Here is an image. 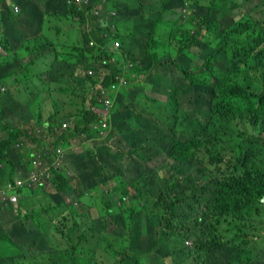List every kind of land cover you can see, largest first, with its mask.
Masks as SVG:
<instances>
[{
	"label": "trees",
	"instance_id": "1",
	"mask_svg": "<svg viewBox=\"0 0 264 264\" xmlns=\"http://www.w3.org/2000/svg\"><path fill=\"white\" fill-rule=\"evenodd\" d=\"M51 1L24 0L22 5H36L44 13ZM132 1L135 8L128 11L130 7L126 6ZM115 3L116 12L123 13L121 19L127 31L118 29L114 36L113 40L121 43L122 61L107 67L103 85L106 94L96 89L95 77L84 78L75 73L79 66L110 58L109 52L101 49L99 55L97 50L81 46V42L70 45L54 73L45 77L46 72L41 70L43 65H38L43 59L45 63V57L41 56L47 47L44 42L39 44L41 50L22 46L21 53L13 52L11 44L14 38L21 41L22 32L11 36L8 29L13 32L12 28L7 29L2 21L0 23V29L3 28L0 45L5 51L17 54L16 61L18 56L25 58L28 54L31 65H35L37 73L30 71L24 62V65L14 62L22 67L17 71L19 80L37 77L36 81L43 83L38 88L35 82L34 89L38 91L30 93L29 100L39 94L60 92L56 96L59 103L52 105L53 113L42 117L33 128H26L24 122L19 126L10 122L12 114L25 104L19 101L18 95L7 96L6 102L5 98L0 99V161L4 166L0 170V184L14 181V174L27 163L25 158L15 157L21 153L10 152L17 143H31V147H36L54 139L55 145L69 148V137L85 134L89 145L109 150L104 152L110 158L108 164H104L96 155L81 161L82 154H71L74 161L63 169L52 165L55 158L51 153L41 157L49 166L47 182L60 195V200H51L43 206L49 218L36 225L51 249H43L37 238L26 244L27 249L17 244L19 256L15 261L143 264L144 259H156L155 264H264V0H179L175 4L169 0H153L150 8L141 0H115ZM30 6L23 10L30 12ZM185 7L188 11H183ZM69 15L86 17V13L77 12L75 8ZM10 18L13 25L19 21L12 14ZM128 20H133L132 25L127 24ZM32 42L33 39L28 38L22 44ZM102 42L101 39L99 44ZM168 53L172 55L169 58ZM180 57L201 60L197 64L192 61L194 66L186 67L178 62ZM130 61L133 72L149 75L152 82L154 78L150 77L155 70L165 76L171 65L178 68L183 77L179 82L178 76H172L174 81L166 77L169 80L163 86L156 83L166 103L179 111L184 123L189 124L186 130L170 129L163 136L158 135L164 139L174 132L166 145L170 148L164 171L122 170L131 165L132 156L141 160L155 157L157 153L152 154L151 149L147 158L142 152L148 149L155 131L161 132L162 125L169 126L166 118L154 113L155 119H150L151 114L149 119H144L146 124L141 121L143 114L137 115L141 117L138 119L129 113L126 116L128 128L119 129L116 125L115 119L123 115L120 111L125 102L137 97L129 95L124 84L116 91L111 89ZM14 63L4 61L0 66V91L2 87L8 90L12 79L5 67ZM52 68L50 63L49 71ZM30 82H34L33 79ZM121 89L125 91L114 100ZM135 89L137 91L138 86ZM13 90L22 92L18 88ZM157 93L141 96L146 110L148 100L159 103L154 99ZM60 96L68 100L61 101ZM106 97L111 98L113 107L110 119L105 120L109 126L105 129L107 137L103 138L102 127L94 129L93 124L101 119L97 107ZM63 105H69L71 110L65 111ZM184 109L189 111L185 116ZM66 119H75L74 126L60 134ZM117 137L122 148L112 146ZM133 142L140 146L133 147ZM48 150L43 151L49 153ZM99 166H102L99 176L110 174L116 186L95 194L100 184L92 185L91 181L83 179L88 176V168L95 170ZM36 190L30 189V194L21 195L17 210L21 221L38 214L34 208L19 214L30 206V199L39 197ZM86 195L93 198L92 204L86 200ZM93 206L97 215L91 213ZM54 210L56 216L52 217L50 212ZM49 221L52 225L58 221L55 232L62 233L65 241L61 249L53 248L49 231L44 229L43 225ZM7 231V227L0 230V243L13 240Z\"/></svg>",
	"mask_w": 264,
	"mask_h": 264
},
{
	"label": "rangeland",
	"instance_id": "2",
	"mask_svg": "<svg viewBox=\"0 0 264 264\" xmlns=\"http://www.w3.org/2000/svg\"><path fill=\"white\" fill-rule=\"evenodd\" d=\"M19 5L22 7V3L19 2ZM22 9V8H21ZM17 19L19 21L16 22H21L22 20H24L26 18V16L23 14L22 10L20 14H15ZM3 16H0V19ZM35 18V17H34ZM89 16H87L86 21L89 22ZM7 19L3 22V25H5L7 27ZM94 21H92L91 24H93ZM70 24H72L71 22H69ZM133 20H128L127 24L128 25H132ZM124 24L125 22L123 20L116 22L114 25V28L119 29L120 31L124 30ZM60 26H62L64 29H66L67 26L65 22L60 23ZM73 26H75L74 24H72ZM70 27V26H69ZM21 28V27H20ZM29 28L31 29V26H29ZM1 32H3V28L0 29ZM77 29L71 28L67 31V36H68V42L72 43L75 41V37L77 35ZM22 35H21V39H26L28 36L25 35V33L23 32V30L21 31ZM9 33L11 34V36H19V31L18 29H16L15 32H12L11 30H9ZM148 34V31H147ZM63 37H66L64 35H62ZM95 37L93 36L92 33H87L84 38L81 41V46L86 47L87 49L89 48L90 50L94 51L97 49V47H92L89 46V41L90 39H94ZM111 41V40H110ZM78 43H76V45H79ZM210 49V48H209ZM194 51L198 52V48L194 47L193 49ZM116 56L119 58L120 57V53L117 52ZM170 56H172L170 53H168L166 55L167 58H169ZM63 57V55H62ZM18 58L22 61V65L25 64V66H27V63L24 62L23 57L18 56ZM201 60V58H199ZM198 59V60H199ZM198 60H193L191 58H183L180 57L178 58V61L180 63H182L183 65H185L186 67H190V66H194V62L195 64H197ZM8 61H11L14 63V61H12L11 59H8ZM194 61V62H192ZM24 62V64H23ZM3 62H0V66L2 65ZM38 65H44V59L42 61H40L38 63ZM5 69L7 70V72L11 75H16L17 72L11 71L8 68V66L5 67ZM28 69L31 71L32 67L28 66ZM46 73H45V77L50 76L51 72L49 71L48 68L45 69ZM32 72H30L29 74H31ZM79 75V74H77ZM128 76L131 75V72L127 73ZM81 76V75H79ZM172 76H178L177 82L182 81V74L181 71L174 67L173 65H171L170 70L168 71V73L164 76L163 74L161 75V72L155 70L153 72V74L151 75L150 78H154V81L152 82L150 79H148L149 75L147 77H145L144 75L141 76V78H128L130 80L129 84L126 85V89L129 91V95H136L137 97L135 98H129L124 106L123 109L120 111L123 112L122 116H117V118L115 119V123L116 125L119 127V129H126L128 128L129 122L126 119V116L130 113L131 116L133 118H138L140 119L141 117H138L137 115L143 114L144 118H142L141 121H143L146 124V121L144 120L149 119V115L151 114V118L155 119V117H152L153 113L155 115L158 116H162L163 118H166L169 126H165L162 125L163 128L161 130V132H156L154 133V138L151 140L150 144H148V149L144 152H142V156H144L145 158H147V152L151 149L153 150L152 154H156L155 157L152 158H147L146 160H141L138 157H134L132 156L131 158V165L122 168V170L124 171H130V172H140L145 169V168H154L160 171H164L165 168L168 165V157H169V148L170 145L166 146L167 144H169L170 139L172 138V136L174 135V132L170 133L166 138L164 139H160L158 137L159 136H163L166 132H168L170 129H176V130H186L189 128V124L188 123H184V117L179 113V111H176L174 108H172L169 104L166 103V97H164L163 95H161V93H159L158 91L160 90V87L157 85H167V79L166 77H171L170 80L174 81V78H172ZM82 77V76H81ZM23 78V76H22ZM84 78H86V76L84 75ZM30 79H33L34 82H30ZM157 81V82H155ZM35 82H37L36 80H34V77H27L26 81H20L19 80V75L17 78V81L15 82L14 80L9 82L8 85V90L7 91H0V99L3 100L5 98V102L7 100V96H13L18 95L19 97V101L24 104V107L17 111L16 116L14 115V113L12 114L11 118H10V122L12 125L14 126H19L22 122L26 123V128H33V126H35V124L37 122H39L41 120L42 117L47 118L48 116H50L53 112V107L52 105L54 104H58L59 102L56 99V96L60 94V92H52L51 93H46L44 95L39 94L37 95V97H35L34 99H31L32 102H30V93H36L38 91V88H41L40 86H43V83L41 82H37L38 88L34 89V84ZM176 82V83H177ZM157 83V84H156ZM157 85V86H156ZM135 86H138V90L136 91ZM33 87V88H32ZM13 88H18L20 90H22L21 93H15ZM123 89H121V92L125 91ZM157 93L156 95H154V99L156 100V102L159 103H151L149 100L147 101L148 104V108L146 110L145 104L143 102V98L141 96L144 95H149V96H153L154 93ZM61 101L64 100H68V97H65L62 99V97H59ZM30 102V103H29ZM63 107H65V111H69L71 110V107L69 105H63ZM52 112V113H51ZM185 113H189V111L187 109H184L183 114L185 116ZM33 116V119H32ZM30 119H32L30 121ZM3 121V120H1ZM69 122L71 123H75V119H70ZM156 122L159 123L158 120H156ZM152 123V122H151ZM48 136V135H47ZM107 137V133H105V135H103V138ZM53 139H50L46 142H44L43 144L36 146V147H31V146H24L21 148V150H18V152H21V154H24V157L26 159V166L27 168L31 169L30 166V157L38 154L39 152H41L42 150H44L47 146H50L49 148L51 152H53ZM133 147H139L140 145H135V142L131 143ZM161 146L162 148L159 149V146ZM74 146H70L68 149H65L66 151V155L64 158V163L65 166L67 167V165L69 166V164L72 163L73 158L71 156V154H82L80 156V160L81 161H86L89 158H92V156L96 155L95 157L97 159H100L103 161L104 164H108L110 158L108 152L109 150L100 148V149H95V146L89 145L87 143H85L82 140H78L76 141V143L72 144ZM112 146L114 148L120 147L122 148V146H119L118 143V137L113 140L112 142ZM159 149V150H158ZM106 151V152H104ZM264 155V154H263ZM151 157V156H150ZM76 161V160H75ZM80 161V162H81ZM78 162V161H77ZM80 162L77 165H80ZM75 164V163H74ZM102 166L97 167L95 170H91V169H87V173L88 176L85 177V179H83L84 181H86L88 179V181H91L90 184L94 185L96 183H99L100 186L97 188V190L95 191V194H97L98 191H106L108 188H110L111 186H116L114 183V180L111 178V175L108 174L106 176H99L102 174ZM186 167H189V165H187ZM87 168V167H86ZM110 173H112V171H110ZM72 175V174H71ZM97 176H99V178L97 179ZM7 176H5L4 178H2V181L4 179H6ZM97 179V180H96ZM21 192H24V194H27L30 192V189L24 188L21 190ZM36 192L39 193V197L32 199V201L30 202V206L27 207L24 211L19 212V214H23L25 212H27L30 208H34L39 214H35L34 219L39 222V224H42V222H45V218L44 216H42V212L43 210V206H46L47 203H49V201H53V200H60L59 198V194L55 193V191L53 190V188L49 185H45V188H39L36 190ZM69 199V198H68ZM92 199V201H91ZM86 200L88 202H90L91 204L94 202L93 198H91L90 195H86ZM69 202V200H67ZM91 213L93 215H97V211L96 208L93 206L90 208ZM44 213V212H43ZM56 211H51L50 215L52 217L56 216ZM22 216V215H20ZM39 216V217H38ZM23 217V216H22ZM15 218L13 217L11 219L14 220ZM58 221H54L53 225L51 224L52 222L49 221V223L44 224V229L49 231L50 234V240H52V244L55 245V247L53 248H62L64 245V240H62V233H56L55 232V227H57V223ZM144 223H146V221L144 220ZM36 226L31 223L29 226L24 227V228H20L18 230L14 231L15 235H19L22 236V240L23 241H34V239H36L37 241H41L42 243V247L43 249L49 250L51 249V246L48 244V242H46L45 238L43 237V235L41 236L39 231L35 228ZM5 232V231H4ZM7 233L9 234V232L7 231ZM17 244L20 245L21 247V243L19 241H15ZM3 248H0V259H4L5 257H7V250L5 249V246H2ZM30 249H28L27 251H29ZM37 250V248L35 249V251ZM112 262V259L109 260V263ZM167 262H170V259H167ZM157 263L156 259H149L143 262V264H155ZM16 264H32L31 261H26V262H17Z\"/></svg>",
	"mask_w": 264,
	"mask_h": 264
},
{
	"label": "crops",
	"instance_id": "3",
	"mask_svg": "<svg viewBox=\"0 0 264 264\" xmlns=\"http://www.w3.org/2000/svg\"><path fill=\"white\" fill-rule=\"evenodd\" d=\"M143 3H146V0H141ZM172 3H176V0H169ZM30 5H26V7H24V5H22V9L19 6L20 10H22L23 14L26 16V18L24 20H22L19 25L18 22L13 25L11 23V18L9 17L10 13H4L2 16V18L0 19L2 22H4L7 19V29L8 28H12L13 32H15V29L18 28L19 34L21 33V31L23 30V32L25 33L26 36H28L26 39L31 38L33 39L32 43L29 44H22L26 39H21V41H17L16 38H14V43L12 42L11 47L13 48L12 51L13 52H22V46H31L32 48H36L39 49V44L44 42V46H47L44 53L41 56L45 57V63L43 65V67L41 68V70L45 71L46 68H48V65L51 63L53 64V68L51 72V75L54 73V71L56 70V68L61 64L60 60H62V55L63 52H67V49L70 45H76V43H80L81 40L83 39V35H86L87 33H92L93 36L95 37L94 40H97V44H99L101 42V39L103 41V44H100V48L103 50H108V51H113L114 46H113V41H112V35H116L117 33V28H114V25L116 22H119L122 18L123 13L116 12V3L115 0H92V5L90 6V13L89 15V22L86 21V17L83 18H74L72 16L69 15V11L71 10V8L68 6V4L66 3V0H52L50 2V4L46 5L45 9L46 11L44 13H42L38 6L36 5H31L30 6V12L28 11H24L23 9L29 7ZM126 7H130L129 10H133L131 8H135L134 5V1H132L131 3H129ZM41 9V7H40ZM100 14H102L101 17L96 18L95 16H99ZM42 15V17H41ZM35 17V18H34ZM93 22V24H91ZM0 22V23H2ZM65 22L66 25H69L66 27V29H64L62 26H60V23ZM69 22H71L72 24H74L75 26H73L72 24H70ZM29 26H31V29L29 28ZM21 27V28H20ZM76 28L77 31V35L75 37V41L70 43L68 42V36H67V31L71 28ZM9 31V29H8ZM124 31L126 32L127 29L124 28ZM108 34H110V42H106L105 41V36H107ZM62 35L66 36L63 37ZM39 36V37H38ZM38 37V38H37ZM37 38V39H36ZM46 40V41H45ZM104 46L106 47L104 49ZM41 50V48L39 49ZM5 52V51H4ZM13 52H11L10 54L8 52H5L1 57H0V61L4 62V61H8V59H11L14 62H19L20 64H22L20 59H17V61L15 60L14 56H17V54H13ZM99 54L101 51H97ZM116 54V52H114ZM121 55V52H119ZM97 56V54H95ZM21 57H23V55H20ZM59 56L58 59H56ZM32 57V56H31ZM24 62L27 63L28 66L32 67V69L34 70V72L37 73V71L35 70V65L33 64V66L31 65V58L30 55L27 54V57L23 58ZM90 62V60H88ZM92 65V64H91ZM81 68L84 69L83 66H79ZM8 68L11 71L14 72H20L22 67L18 64V63H14L11 66H8ZM96 75L98 77H100L101 79H104L106 81V73H100L98 71V69L96 68V66H94ZM6 71V74L9 75V73ZM85 71V69H84ZM46 72V71H45ZM86 72V71H85ZM76 73L81 75L82 77H84L83 73L78 71V69L76 70ZM11 75V74H10ZM18 78V74L16 73V75H11V79L12 80H16ZM20 79V78H19ZM21 80V79H20ZM34 80H37V77H34ZM98 80V79H97ZM137 86H135L136 88ZM5 88V87H3ZM1 88L2 91H4V89ZM121 90L116 92L114 100L120 95ZM99 99V98H98ZM35 100V99H34ZM113 100V102H114ZM30 103V102H29ZM87 104L89 105V101L87 102ZM22 107H19V110H21ZM98 110H103V107L99 106L97 107ZM14 115L16 116V114L14 113ZM33 119V116H32ZM30 119V121L32 120ZM68 120V119H66ZM74 146V145H73ZM21 148V147H20ZM16 152V151H15ZM17 154V152H16ZM17 159H20L24 157V154H19L18 156H15ZM16 159V160H17ZM70 171V170H69ZM72 173V171H70ZM23 173L22 168H19L17 170V178L18 175H21ZM32 199L29 200V202H31ZM18 206L17 207H13L11 205L6 206L5 204H3L0 200V230H2L3 227H7L9 229L10 235L12 236V241H11V252L7 255V257H5L4 259H2V262L4 264H15L14 263V259L16 257H18V253L16 251V245L17 243L15 241H19L21 238H23L22 236L19 235H15L14 231L18 230L20 228H24L29 226L32 222L29 221H21V219L18 217ZM47 216V215H46ZM15 218L14 220L11 221L12 218ZM48 217V216H47ZM49 218V217H48ZM35 225V223H34ZM1 264V261H0Z\"/></svg>",
	"mask_w": 264,
	"mask_h": 264
},
{
	"label": "clouds",
	"instance_id": "4",
	"mask_svg": "<svg viewBox=\"0 0 264 264\" xmlns=\"http://www.w3.org/2000/svg\"><path fill=\"white\" fill-rule=\"evenodd\" d=\"M152 1L153 0H146L145 4H146V6L148 8H150V3H152ZM178 1L179 0H176V3ZM19 2L23 3L24 0H17L16 3L12 2L11 0H0V16L3 15L4 13H10L14 17L16 16L15 14H20L21 10L19 8V6H20ZM66 3L71 8V10H72V8H75V10L77 12H83V14L86 13V16H87L90 13V9L89 10H87V9L90 8V6L92 5V0H87V2L85 0H79V1L78 0H66ZM184 4H186V3H184ZM183 11H188V9L185 7V8H183ZM10 14H9V17H10ZM75 18H80V17L77 16ZM0 22H1V20H0ZM0 27H2V24H0ZM145 35H147V31H146ZM113 39H114V35H112V41H113V46H114L113 51L116 52V53L117 52H121L122 48H121L120 41L119 40H113ZM105 41L106 42L108 41V42L111 43L110 34L105 36ZM97 43H98L97 40L92 39V40H90L89 46L97 47L96 50L97 51H101V48H100L101 45L97 44ZM116 43H118L119 46H116ZM144 43H146L145 39H144ZM105 48L106 47L104 46V49ZM4 51H5V49L0 45V57L6 52V51L5 52ZM106 51L109 52L110 58L103 57L98 62L93 61L91 63L92 65L88 64V65L83 66L86 72L84 71L83 68L78 67V71L82 72L83 75L88 76V77H95L96 79H98L97 82H96V89H102V92L105 93V94L107 93V90L103 88V85L105 84V80L101 79L100 77H98L96 75L94 66H96V68L98 69V71L100 73H106L107 67L109 65H113V67H114V65H116V64L119 65L121 63V61H122V56L121 55L118 58L114 52L108 51V50H106ZM128 72H131L130 76L127 75ZM75 75H77V73H75ZM138 77L141 78V75H138L135 72H133L132 63L130 61V62L127 63L124 73L122 75H119V76L116 77L117 83H113L111 85V89H115V91H116L117 88L120 85H123V84L124 85H128L132 78L137 79ZM128 78H131V79L129 80ZM122 79L125 80L126 83H122ZM3 89L6 90V88H3ZM161 95H163V94L161 93ZM107 101L110 102L109 105L106 104ZM99 106L103 107V110H101V111L98 110L99 113L101 114L100 115L101 119L98 121V123L93 124V127H94V129H99V128L102 127L101 134L105 135V133H106L105 129L107 128V126H109L105 120L106 119H110V108L113 107V103L111 101V98L106 97L103 101H100V105ZM69 120H64L63 121L60 134L63 131H66L68 129H72L73 128L74 123L69 122ZM85 139H86L85 134L71 136L68 139V143H70V146H73L72 144L76 143V141H78V140H82L85 143H87V141H85ZM87 144H89V143H87ZM54 145L55 144L52 145L53 152L50 151L51 148L48 150V146H47L44 150H48L49 153L44 152L42 150L38 154H35V155L30 157L31 169L27 168V166L25 165V167L22 168L23 173L21 175H18V178H17V173H16V174H14V181H7V182H4V183L0 184V200H1V202L3 204H5L6 206L11 205L13 207H17L18 206V202L20 201L21 195L23 194V192H21L22 189L27 188V189H31V190L34 189L35 190V189H39V188H43V187L45 188V185L51 186V184L49 182H47L48 179L50 178V173H49V170H48L49 166H48L47 163H45L42 160L41 157L46 156V155L51 153L52 155H54V158H55V161L53 162L52 165H57V167L65 169V167H64L65 166L64 158H65V155H66L65 149H68L66 146H63V145H58V144H56L55 146ZM24 146H32V144L31 143L30 144H27V143L19 144V143H17V144H15L14 148H12L10 150V152L16 151L17 153H21V152H18V150H21V148L24 147ZM34 160H40L42 162V166L40 168L34 167V165H33V161ZM3 167H4L3 163L0 161V170ZM67 171L69 172L70 176H74L73 172L71 173L69 170H67ZM33 172H36L39 175V180L36 183H33V184L29 185L28 181H29V178H30V176H31V174ZM19 180L24 181V184L22 186H20V187L17 184ZM2 184H4V185H2ZM13 196H17V201L13 202L11 200ZM43 212H42V216H44L45 222H46L48 220V217H47L48 215H47V213L45 211H43ZM34 217H35V215L31 216L29 220H23V221H29V222H32L33 224L35 223V226H36L37 225V221L34 219ZM35 228L39 231L40 235L42 236V233L37 228V226ZM9 234H10V232H9ZM19 242L21 243V249H23V248L27 249L28 247H26V244L31 243L32 241H23L22 238H21L19 240ZM2 246H5V249L8 251L7 254H9L11 252V249H10L11 242L3 240L0 243V248H3ZM146 260L147 259H144L143 262L146 261ZM0 261H1V264H4L2 262V258L0 259ZM17 262H19V261H15V259H14V263L16 264Z\"/></svg>",
	"mask_w": 264,
	"mask_h": 264
},
{
	"label": "built area",
	"instance_id": "5",
	"mask_svg": "<svg viewBox=\"0 0 264 264\" xmlns=\"http://www.w3.org/2000/svg\"><path fill=\"white\" fill-rule=\"evenodd\" d=\"M78 1H79V0H78ZM85 1L87 2V0H85ZM116 46H119V44L116 43ZM122 83H126V81L122 79ZM106 104L109 105L110 102L107 101ZM33 165H34V167H38V168H40V167L42 166V162H41L40 160H34V161H33ZM38 180H39V175H38L36 172H33V173L31 174L30 178H29L28 183H29V185H31V184H33V183H36ZM17 184H18V186L20 187V186H22V185L24 184V181L19 180ZM11 200H12L13 202L17 201V196H13Z\"/></svg>",
	"mask_w": 264,
	"mask_h": 264
}]
</instances>
